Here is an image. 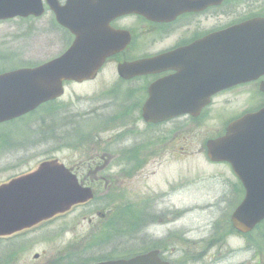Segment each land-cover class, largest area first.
Listing matches in <instances>:
<instances>
[{"label":"flooded vegetation","instance_id":"obj_1","mask_svg":"<svg viewBox=\"0 0 264 264\" xmlns=\"http://www.w3.org/2000/svg\"><path fill=\"white\" fill-rule=\"evenodd\" d=\"M66 1L26 0L31 12L0 20L19 46L0 73L34 67L67 48L68 32L52 9ZM79 1L91 2L93 39L114 50L99 74L109 70L116 88L107 92L111 118L95 124L108 133V147L97 135L87 141L92 154L78 158L77 167H71L76 173L86 170L89 176L109 167L115 177L135 176L151 162L177 159L186 126H228L264 105V0ZM35 47L60 50L37 64L17 66L20 54L31 56ZM154 57L153 69L126 79L118 75V65L144 64ZM171 103L188 107L161 122L142 117L144 106L162 114L172 112ZM87 137L82 131V145ZM115 206L109 204L111 210Z\"/></svg>","mask_w":264,"mask_h":264},{"label":"rangeland","instance_id":"obj_2","mask_svg":"<svg viewBox=\"0 0 264 264\" xmlns=\"http://www.w3.org/2000/svg\"><path fill=\"white\" fill-rule=\"evenodd\" d=\"M8 31L4 24H0V65L3 66L8 65L7 60L13 58L19 48L17 42H11L13 35L7 37ZM59 50L52 48L45 51L35 47L31 56L20 54L16 65L39 63L58 54ZM12 60L9 59V64ZM113 84L114 78L107 70L92 81L67 84L56 105L38 109L54 112L57 108L49 115L54 117L59 113L68 126H60L58 122L48 124L47 113L36 115L35 112L33 115L38 122L34 127L41 119L45 121V126L40 125L39 131L24 137L23 144L18 146L25 148L15 152L10 146L1 149L0 183L31 170L39 161L51 156L57 157L65 166L75 167L77 159L86 153L78 138L85 130V126L80 124H85L86 118H90L87 123H97V119L92 120L91 109L104 114L111 111L110 105H107L110 103L107 92L116 88ZM34 116L29 120L32 121L31 126ZM134 128L140 131L142 126ZM214 128L186 126L180 133V140L182 136L189 138L193 135L195 143L177 162L164 161L163 167L149 163L130 179H116L117 186L127 191L131 208L144 199L143 193L148 194L147 189L154 192L153 195L162 194L159 197L150 196L152 201L141 211L148 214H145L143 222L147 219L154 221L148 227L139 228V223L136 224L138 227L131 226L130 222L122 227H105L107 221H100L91 214L96 204H100V199L96 197L87 207H74L65 216L23 231L13 241H23L24 247L3 264H94L96 257L109 254L123 257L158 244L163 247L165 259L170 264H264V223L249 236L229 233V214L239 202L241 193L231 184L235 180L228 167L210 164L200 154L201 139L216 132ZM107 135L105 132L101 137L104 139ZM156 197L157 200L153 201ZM138 214L133 213V216ZM158 218L159 221L154 220ZM126 227L129 234L122 233ZM6 243H0V254ZM35 253L39 255L36 259L33 258ZM64 253L68 254L67 260L51 262L52 258Z\"/></svg>","mask_w":264,"mask_h":264},{"label":"water","instance_id":"obj_3","mask_svg":"<svg viewBox=\"0 0 264 264\" xmlns=\"http://www.w3.org/2000/svg\"><path fill=\"white\" fill-rule=\"evenodd\" d=\"M105 55L107 51L83 47L76 39L62 56L45 65L0 75V121L59 96L62 80L92 79ZM240 127L235 128L240 142L230 145L227 138H221L208 143V152L212 159L229 161L243 182L245 196L230 219L236 230L245 233L264 218V126H251L243 134ZM90 196L62 166L43 162L34 172L0 185V236L31 227ZM97 264L167 263L159 260L157 251H150L128 260Z\"/></svg>","mask_w":264,"mask_h":264},{"label":"trees","instance_id":"obj_4","mask_svg":"<svg viewBox=\"0 0 264 264\" xmlns=\"http://www.w3.org/2000/svg\"><path fill=\"white\" fill-rule=\"evenodd\" d=\"M8 259V257H6V259L5 260H7Z\"/></svg>","mask_w":264,"mask_h":264}]
</instances>
